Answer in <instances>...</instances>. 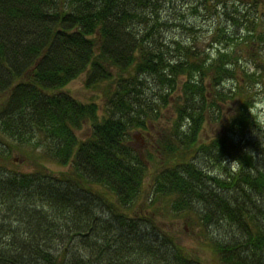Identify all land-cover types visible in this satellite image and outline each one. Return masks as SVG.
Masks as SVG:
<instances>
[{
  "label": "trees",
  "instance_id": "1",
  "mask_svg": "<svg viewBox=\"0 0 264 264\" xmlns=\"http://www.w3.org/2000/svg\"><path fill=\"white\" fill-rule=\"evenodd\" d=\"M263 95L264 0H0V264H264Z\"/></svg>",
  "mask_w": 264,
  "mask_h": 264
},
{
  "label": "rangeland",
  "instance_id": "2",
  "mask_svg": "<svg viewBox=\"0 0 264 264\" xmlns=\"http://www.w3.org/2000/svg\"><path fill=\"white\" fill-rule=\"evenodd\" d=\"M84 79H85V74H81L79 75L76 79L72 80L71 82H69L64 88L63 91H66L67 93H69L70 95H72L73 97H75L76 99L80 100V101H89L92 98H94V100H96V102L101 105L100 103H102V101L99 99L101 98V91L97 90V89H91V88H87L84 86ZM144 83L148 84V87L151 88L153 90H157L158 87V83L156 81H154V79L150 78V77H144ZM153 90H148V94L146 92L147 95H150L151 92ZM259 93V92H258ZM264 96V95H263ZM232 106H230L229 103H227L225 106H223L222 111H223V115H228L230 113V108ZM162 109V108H161ZM169 108L166 107L165 109L161 110V114L158 117V121L154 122L155 125L158 126H162L165 127V121L166 119H168L169 117ZM254 113H257V116L260 120H262V123L264 122V97H260L258 99V102L255 106L254 109ZM103 115V110L101 108H99L98 110V118L100 119ZM150 128H153V126H150ZM88 125H84L82 127V129L80 131H76V135L78 137H84L88 131ZM219 129L218 127V122H211L209 125H206L204 130L201 132L200 137L202 139H207L211 136H213V134ZM130 135L132 136V143H134V146L136 148L139 147H143V149L145 150H152L150 147L151 145H153L154 139L156 137V134L154 132V129L147 131V133H138L136 131H131ZM13 162L15 163L17 160H19V154H17L16 151H14V154L11 155ZM155 161L150 162V169L152 168L153 165H155L154 163ZM16 166V169H19L21 171H28L30 170V165L28 162H16V164L14 165ZM47 168L54 172L57 173L59 171H63L66 170L67 167H61L59 165L53 164L48 162L46 164ZM150 173H152L151 171H149V176L145 178V183H144V193H142V196L139 198L138 201V207L136 206V209H142L148 202H150L151 200V194H150V188H149V177H150ZM157 207V209H156ZM151 211H155V216H156V221L157 223L162 226L165 227L166 229H169L171 231H173L175 233V235L179 236L178 238L180 239L181 244L187 246V248L193 249L195 252H203L201 246L198 245V243L196 242L197 240L195 239V232H190V230L188 228H186L183 224V221L181 219H178V217L173 216L172 212H166L165 210H163L162 208H164L163 204L161 202H156L154 206H149L148 207ZM158 212L157 210L160 209ZM137 211V210H136ZM204 255H207L205 253H203ZM202 257H205L203 255H201ZM206 262L210 263V264H214L215 261L213 260V258H211V256H206Z\"/></svg>",
  "mask_w": 264,
  "mask_h": 264
}]
</instances>
